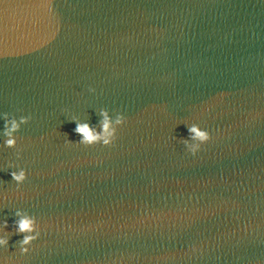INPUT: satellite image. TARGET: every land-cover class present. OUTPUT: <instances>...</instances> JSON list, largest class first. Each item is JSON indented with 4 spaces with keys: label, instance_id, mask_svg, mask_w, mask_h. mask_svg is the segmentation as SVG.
Wrapping results in <instances>:
<instances>
[{
    "label": "water",
    "instance_id": "1",
    "mask_svg": "<svg viewBox=\"0 0 264 264\" xmlns=\"http://www.w3.org/2000/svg\"><path fill=\"white\" fill-rule=\"evenodd\" d=\"M101 107L127 117L113 143H66ZM3 112L31 118L0 141V258L264 264V0H0ZM17 208L41 224L25 254Z\"/></svg>",
    "mask_w": 264,
    "mask_h": 264
},
{
    "label": "clouds",
    "instance_id": "2",
    "mask_svg": "<svg viewBox=\"0 0 264 264\" xmlns=\"http://www.w3.org/2000/svg\"><path fill=\"white\" fill-rule=\"evenodd\" d=\"M94 91V89H89ZM100 120L98 127L94 124H90L87 120L75 121V127L72 131L78 134V141L72 142L66 139V143H79L82 145H93L96 143L102 145H110L116 138L117 129L119 126L126 122L127 117L121 112H116L114 115L109 112L105 107L99 109ZM31 118L30 114L19 116L9 114L8 112L0 113V120L3 121L2 127H0V141L7 148H15L17 145L16 133L20 129L21 125L26 124ZM210 132L208 129L201 127L200 124L192 122L187 123V137L181 138V141L187 152L195 154L201 147V145L210 139ZM21 153L15 152V157L19 159ZM8 167L14 169L10 171V175L17 188L26 180L28 172L25 167L19 164L9 161ZM6 197L0 196V199ZM17 219L15 221L16 232L23 233L21 239L16 241V245L20 254L29 252L32 241L36 240L41 232V224L37 221L34 215L29 214L26 210L17 208ZM8 222L0 221V248H5L8 245L9 234L7 232ZM0 264H13L9 258H0Z\"/></svg>",
    "mask_w": 264,
    "mask_h": 264
}]
</instances>
